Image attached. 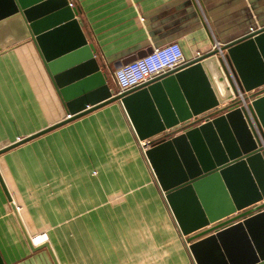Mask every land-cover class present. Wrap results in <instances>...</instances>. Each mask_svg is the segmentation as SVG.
I'll use <instances>...</instances> for the list:
<instances>
[{
	"label": "crops",
	"instance_id": "0c3cea01",
	"mask_svg": "<svg viewBox=\"0 0 264 264\" xmlns=\"http://www.w3.org/2000/svg\"><path fill=\"white\" fill-rule=\"evenodd\" d=\"M70 2L113 94L119 62L174 42L193 60L264 27V0ZM124 112L111 103L0 154L2 264H194ZM66 116L30 40L0 54V150Z\"/></svg>",
	"mask_w": 264,
	"mask_h": 264
},
{
	"label": "water",
	"instance_id": "95a60500",
	"mask_svg": "<svg viewBox=\"0 0 264 264\" xmlns=\"http://www.w3.org/2000/svg\"><path fill=\"white\" fill-rule=\"evenodd\" d=\"M77 15L70 0H0V54L30 40L71 116L0 154L119 102L137 139L147 142L145 157L195 264H264V155L246 109L231 102L236 90L220 58L249 94L248 110L264 135V89L254 93L264 87V27L113 94Z\"/></svg>",
	"mask_w": 264,
	"mask_h": 264
},
{
	"label": "built area",
	"instance_id": "2783aa9c",
	"mask_svg": "<svg viewBox=\"0 0 264 264\" xmlns=\"http://www.w3.org/2000/svg\"><path fill=\"white\" fill-rule=\"evenodd\" d=\"M221 48V45L218 42H215L212 46L213 50H219ZM196 56L199 57V53H196ZM217 58L219 56H216ZM220 58L223 60V66L225 70L227 71L230 79L231 84L236 90V94L233 93V99L231 102L236 104L237 108L244 107L246 109V122L248 125V128L250 129L253 139L256 142L257 149L260 153L264 155V135L262 133V130L258 124V121L255 119V117L249 112L248 110V104L251 102L250 100H246L245 98L249 96L248 93H242L237 87V84L235 82V79L230 71V68L228 64L226 63L224 59V55L220 54ZM184 53L182 48L178 43H169L167 45H164L162 47L154 49L149 54L145 55L144 57H141L139 59H136L130 63H127L125 65L120 66L117 68L114 72L113 78L115 85L118 90V94L127 92L129 90H132L144 83H147L161 75H164L170 71L176 70L182 66H184L187 62H189ZM125 113V112H124ZM125 116L129 122V125L136 136L131 123L125 113ZM71 116L68 115L66 118H70ZM205 122V119H200V124H203ZM138 145L140 147L141 153L144 156L152 174L153 171L145 157V151L148 148L147 142H141L137 139ZM154 177V174H153ZM155 178V177H154ZM156 180V179H155ZM157 182V181H156ZM158 184V183H157ZM162 192V191H161ZM164 196V194L162 193ZM165 199V196H164ZM166 201V199H165ZM167 203V202H166ZM168 205V204H167ZM169 207V206H168ZM170 209V208H169ZM171 211V210H170ZM172 214V213H171ZM173 216V215H172ZM174 218V217H173ZM182 236V235H181ZM183 241L185 243V246L187 250L190 253L189 250V243L186 241V237L182 236ZM40 242H44L46 237L45 236H39ZM191 255V253H190ZM192 257V255H191ZM193 259V257H192ZM194 261V260H193ZM195 264V262H194Z\"/></svg>",
	"mask_w": 264,
	"mask_h": 264
}]
</instances>
